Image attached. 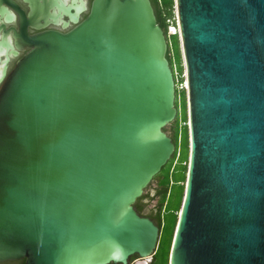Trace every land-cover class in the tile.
Wrapping results in <instances>:
<instances>
[{
  "label": "water",
  "instance_id": "95a60500",
  "mask_svg": "<svg viewBox=\"0 0 264 264\" xmlns=\"http://www.w3.org/2000/svg\"><path fill=\"white\" fill-rule=\"evenodd\" d=\"M0 87V261L149 260L134 207L175 151L168 41L150 0H79ZM188 163L168 264H264V0H174ZM145 264L147 262L144 261Z\"/></svg>",
  "mask_w": 264,
  "mask_h": 264
},
{
  "label": "trees",
  "instance_id": "16d2710c",
  "mask_svg": "<svg viewBox=\"0 0 264 264\" xmlns=\"http://www.w3.org/2000/svg\"><path fill=\"white\" fill-rule=\"evenodd\" d=\"M154 8L158 24L164 30L168 41L167 59L173 70L176 80L182 73V61L179 47L178 35L168 34V26L175 24L174 0H150ZM179 83H182V78ZM183 102V107H180ZM176 107L178 114L175 120L170 123L173 126V133L168 134L175 144V151L170 160L161 171L153 178L157 180L154 188V195L145 193L134 204L135 209L141 215L151 218L160 227V236L155 253L151 257L150 264H168V255L171 240L180 208L188 163V129L186 116V97L184 88H179L176 82ZM166 131V128L164 129ZM152 180V181H153ZM157 203L146 211L147 203L153 199Z\"/></svg>",
  "mask_w": 264,
  "mask_h": 264
},
{
  "label": "flooded vegetation",
  "instance_id": "af4514ba",
  "mask_svg": "<svg viewBox=\"0 0 264 264\" xmlns=\"http://www.w3.org/2000/svg\"><path fill=\"white\" fill-rule=\"evenodd\" d=\"M87 9L82 12V20L88 14L91 0H85ZM79 0H0V87L17 63L29 50L25 36H34L48 30L66 32L63 22H69L67 12H73ZM144 260L133 256L129 264H142ZM147 264L151 259L146 260ZM0 264H23V260L0 261Z\"/></svg>",
  "mask_w": 264,
  "mask_h": 264
},
{
  "label": "rangeland",
  "instance_id": "374dc122",
  "mask_svg": "<svg viewBox=\"0 0 264 264\" xmlns=\"http://www.w3.org/2000/svg\"><path fill=\"white\" fill-rule=\"evenodd\" d=\"M168 34H171L169 32V30H167ZM175 76H176V82H178L179 84V88L183 87V83H184V77H183V69H182V73L181 76L179 77L177 74V72H175ZM182 78V83L180 84L179 81ZM180 107H183V102H180ZM166 132L167 134H172L173 133V126L171 124L166 126ZM157 186V180H153L150 185L145 189V193H150L151 195H154V188ZM145 203H147V207H146V211H148L151 207H153L156 203H157V199H153L151 200V202H148L147 200H144Z\"/></svg>",
  "mask_w": 264,
  "mask_h": 264
},
{
  "label": "built area",
  "instance_id": "2783aa9c",
  "mask_svg": "<svg viewBox=\"0 0 264 264\" xmlns=\"http://www.w3.org/2000/svg\"><path fill=\"white\" fill-rule=\"evenodd\" d=\"M168 30L171 34H176L177 33V27H176V20H175V24H170L168 26ZM183 88H184V83H183Z\"/></svg>",
  "mask_w": 264,
  "mask_h": 264
},
{
  "label": "bare ground",
  "instance_id": "6f19581e",
  "mask_svg": "<svg viewBox=\"0 0 264 264\" xmlns=\"http://www.w3.org/2000/svg\"><path fill=\"white\" fill-rule=\"evenodd\" d=\"M146 262V260H144ZM144 261L142 262V264H145Z\"/></svg>",
  "mask_w": 264,
  "mask_h": 264
}]
</instances>
